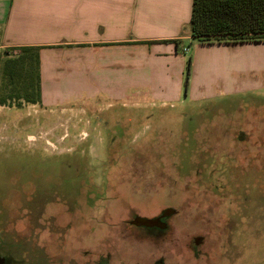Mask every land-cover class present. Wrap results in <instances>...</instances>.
<instances>
[{
    "label": "rangeland",
    "instance_id": "obj_1",
    "mask_svg": "<svg viewBox=\"0 0 264 264\" xmlns=\"http://www.w3.org/2000/svg\"><path fill=\"white\" fill-rule=\"evenodd\" d=\"M219 51L173 97L0 107V264H264V46Z\"/></svg>",
    "mask_w": 264,
    "mask_h": 264
},
{
    "label": "crops",
    "instance_id": "obj_2",
    "mask_svg": "<svg viewBox=\"0 0 264 264\" xmlns=\"http://www.w3.org/2000/svg\"><path fill=\"white\" fill-rule=\"evenodd\" d=\"M191 5L192 0H0V71L20 47H37L40 100L33 105L43 109L100 97L176 96L185 70L180 51L196 40L190 35ZM208 45L217 46L225 69L237 73L242 52L235 50L264 43ZM231 76L233 82L238 75Z\"/></svg>",
    "mask_w": 264,
    "mask_h": 264
},
{
    "label": "trees",
    "instance_id": "obj_3",
    "mask_svg": "<svg viewBox=\"0 0 264 264\" xmlns=\"http://www.w3.org/2000/svg\"><path fill=\"white\" fill-rule=\"evenodd\" d=\"M189 27L201 43L264 41V0H192ZM19 50L2 64L0 105L39 103L38 48Z\"/></svg>",
    "mask_w": 264,
    "mask_h": 264
},
{
    "label": "flooded vegetation",
    "instance_id": "obj_4",
    "mask_svg": "<svg viewBox=\"0 0 264 264\" xmlns=\"http://www.w3.org/2000/svg\"><path fill=\"white\" fill-rule=\"evenodd\" d=\"M167 208H169V207H167ZM167 208H166V209H167ZM166 209L164 208L162 211H165Z\"/></svg>",
    "mask_w": 264,
    "mask_h": 264
}]
</instances>
